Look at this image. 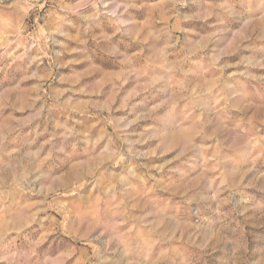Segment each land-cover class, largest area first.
<instances>
[{
  "label": "rangeland",
  "instance_id": "rangeland-1",
  "mask_svg": "<svg viewBox=\"0 0 264 264\" xmlns=\"http://www.w3.org/2000/svg\"><path fill=\"white\" fill-rule=\"evenodd\" d=\"M0 264H264V0H0Z\"/></svg>",
  "mask_w": 264,
  "mask_h": 264
}]
</instances>
